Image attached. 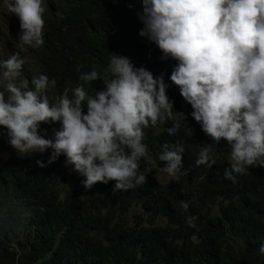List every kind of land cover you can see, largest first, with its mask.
<instances>
[{
  "label": "clouds",
  "instance_id": "1",
  "mask_svg": "<svg viewBox=\"0 0 264 264\" xmlns=\"http://www.w3.org/2000/svg\"><path fill=\"white\" fill-rule=\"evenodd\" d=\"M53 1L0 0V156L30 155L54 180L52 233L99 243L121 210L127 223L148 225L151 199L184 209L204 196L209 218L231 212L226 185L264 177V0H141L138 35L168 60L118 49L111 29L100 64L108 76L92 69L78 77L102 80L94 95L74 80L59 88L22 52L3 51L16 39L21 50L43 47L48 20L61 15Z\"/></svg>",
  "mask_w": 264,
  "mask_h": 264
},
{
  "label": "trees",
  "instance_id": "2",
  "mask_svg": "<svg viewBox=\"0 0 264 264\" xmlns=\"http://www.w3.org/2000/svg\"><path fill=\"white\" fill-rule=\"evenodd\" d=\"M52 5L61 15L48 20L43 47L21 50L16 39L2 48L31 58L34 67L47 72L59 88L73 80L88 95L103 88L99 78L85 83L78 77L92 69L99 77L108 76L100 64L108 56L111 29L117 35L118 49L150 56L155 62L168 60L161 59L155 43L138 35L143 27L137 17L141 0H55ZM9 20L16 28L18 19ZM9 32L16 34V29ZM178 143L185 151V138ZM34 166L30 155L0 156V264H264V254L258 251L264 241V177L258 173L248 174L238 185H226L225 209L231 212L221 210L220 215L209 218V199L204 196L184 209L151 199L144 205L148 225H142L140 219L127 223L123 217L127 209L121 210L120 221L109 237L88 246L80 238L66 240L52 233L47 220L56 209L58 189L52 178L41 177ZM149 175L148 171L146 179ZM129 196L116 199L126 205ZM84 206L71 209V214ZM196 212L201 213L200 219ZM187 218H193L194 227L185 222ZM192 235L198 243L189 239Z\"/></svg>",
  "mask_w": 264,
  "mask_h": 264
},
{
  "label": "rangeland",
  "instance_id": "3",
  "mask_svg": "<svg viewBox=\"0 0 264 264\" xmlns=\"http://www.w3.org/2000/svg\"><path fill=\"white\" fill-rule=\"evenodd\" d=\"M7 34H8V31H5V32L2 33V36H3V37H6ZM7 39H8V40H11V36H7ZM104 241H105V240H101L99 243H103Z\"/></svg>",
  "mask_w": 264,
  "mask_h": 264
},
{
  "label": "bare ground",
  "instance_id": "4",
  "mask_svg": "<svg viewBox=\"0 0 264 264\" xmlns=\"http://www.w3.org/2000/svg\"><path fill=\"white\" fill-rule=\"evenodd\" d=\"M89 246V245H88Z\"/></svg>",
  "mask_w": 264,
  "mask_h": 264
}]
</instances>
